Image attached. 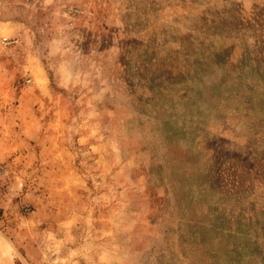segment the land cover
<instances>
[{"label":"rangeland","instance_id":"1","mask_svg":"<svg viewBox=\"0 0 264 264\" xmlns=\"http://www.w3.org/2000/svg\"><path fill=\"white\" fill-rule=\"evenodd\" d=\"M1 38L0 264H264V0H0Z\"/></svg>","mask_w":264,"mask_h":264},{"label":"built area","instance_id":"2","mask_svg":"<svg viewBox=\"0 0 264 264\" xmlns=\"http://www.w3.org/2000/svg\"><path fill=\"white\" fill-rule=\"evenodd\" d=\"M5 41H6L5 38H1V40H0V42H1L2 44L7 42V41H6V42H5Z\"/></svg>","mask_w":264,"mask_h":264},{"label":"bare ground","instance_id":"3","mask_svg":"<svg viewBox=\"0 0 264 264\" xmlns=\"http://www.w3.org/2000/svg\"><path fill=\"white\" fill-rule=\"evenodd\" d=\"M0 242H2V241H0ZM3 245H4V243H3ZM4 248V247H3ZM5 250V249H4Z\"/></svg>","mask_w":264,"mask_h":264}]
</instances>
